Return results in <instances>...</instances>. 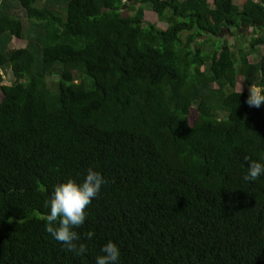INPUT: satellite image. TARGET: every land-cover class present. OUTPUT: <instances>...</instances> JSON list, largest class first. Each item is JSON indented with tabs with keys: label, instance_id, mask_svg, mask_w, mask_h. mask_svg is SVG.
Listing matches in <instances>:
<instances>
[{
	"label": "trees",
	"instance_id": "obj_1",
	"mask_svg": "<svg viewBox=\"0 0 264 264\" xmlns=\"http://www.w3.org/2000/svg\"><path fill=\"white\" fill-rule=\"evenodd\" d=\"M40 1L0 0V264H96L109 241L118 264H264V175L242 179L246 155L264 164V105L237 89L264 86V0ZM243 25L260 32L222 38ZM89 168L107 183L76 256L44 203Z\"/></svg>",
	"mask_w": 264,
	"mask_h": 264
},
{
	"label": "clouds",
	"instance_id": "obj_2",
	"mask_svg": "<svg viewBox=\"0 0 264 264\" xmlns=\"http://www.w3.org/2000/svg\"><path fill=\"white\" fill-rule=\"evenodd\" d=\"M242 91L243 88L240 94ZM244 102L250 108H259L264 105V86L251 83ZM244 160L248 162V170L242 177L244 181L254 182L264 175V164L247 155ZM106 183L101 173L89 168L82 183L69 179L56 185L53 193L44 203V206L49 209V213L42 217L46 221V232L62 244L65 250L76 256L87 253L88 247L87 244L80 242L81 236L74 229L83 226L87 207ZM94 235V232L89 231L86 233V239L91 240ZM101 252L103 254L96 258V264H118L120 249L115 243L107 242L101 248Z\"/></svg>",
	"mask_w": 264,
	"mask_h": 264
},
{
	"label": "rangeland",
	"instance_id": "obj_3",
	"mask_svg": "<svg viewBox=\"0 0 264 264\" xmlns=\"http://www.w3.org/2000/svg\"><path fill=\"white\" fill-rule=\"evenodd\" d=\"M235 1H236V3H240L241 4L243 0H235ZM48 2H50V0H41L38 4L39 5H43V4L48 3ZM211 3H212V0H211ZM128 9H129L128 6H126V4H125L123 10L124 11H128ZM144 9H145L144 22L146 23V25H148V24H154L159 29L166 28V26H167V23L166 22L159 21L158 17L155 16L154 12L151 11V10H149L147 7H145ZM129 12H130V14H132V11H129ZM22 17L23 16L21 15V18ZM28 29H29V26H28V24L26 22L25 23L24 38L23 39H20V38L15 37V36H13L11 38H8V40H7V41H9L8 42V48L9 49H12V50H18L20 48H23V47L27 46V44L29 42ZM238 30H240L239 32H241V30H244V29L241 28V29H237V31ZM184 35H186V34L185 33H182L181 34V37H183ZM225 37L226 38H229V41L232 44H239V43L242 42V39L238 35H235V33L232 34V30H230V29H228L226 31V34H224L222 36V38H225ZM34 43L36 44V41ZM203 48H204V50H210V46L209 45H205ZM258 50H259L258 53L257 52L256 53H252V55H251L252 57H254L252 59H254L256 61L260 58V55H263L264 54V46H261ZM6 75L7 76L5 78L6 79L5 82H9L10 80H13L14 79V77H13V75H12V73H11L10 70H8V72L6 73ZM248 87H249V85L244 82L243 76L242 75H239L238 82H237V89L238 90H241V88H243V90H247L248 91ZM0 94H1V89H0Z\"/></svg>",
	"mask_w": 264,
	"mask_h": 264
},
{
	"label": "crops",
	"instance_id": "obj_4",
	"mask_svg": "<svg viewBox=\"0 0 264 264\" xmlns=\"http://www.w3.org/2000/svg\"><path fill=\"white\" fill-rule=\"evenodd\" d=\"M245 2H246V0H243L242 1V3L240 4V3H236V1L234 0V3H236L237 5H239V6H243L244 4H245ZM241 28H243L244 30H241V32H239L240 30H238L237 31V33H238V36L240 37V36H243V38H244V41H247L248 39H250V38H252V36H254L256 33H258V31L260 30V29H257L255 26L254 27H247V26H245V25H243ZM240 28V29H241ZM228 29H230V28H227L226 30H225V33L224 34H226V31L228 30ZM230 30H232V32H234V31H236V29H230ZM260 32V31H259ZM223 34V35H224ZM222 35V36H223ZM229 37V36H228ZM225 39H227L228 41H229V38H226L225 37ZM232 40V39H231ZM230 42V41H229Z\"/></svg>",
	"mask_w": 264,
	"mask_h": 264
}]
</instances>
